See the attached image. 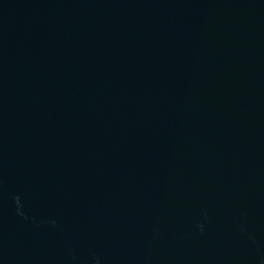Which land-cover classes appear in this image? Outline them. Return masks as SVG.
Wrapping results in <instances>:
<instances>
[{
  "label": "water",
  "instance_id": "95a60500",
  "mask_svg": "<svg viewBox=\"0 0 264 264\" xmlns=\"http://www.w3.org/2000/svg\"><path fill=\"white\" fill-rule=\"evenodd\" d=\"M0 264H264V0H0Z\"/></svg>",
  "mask_w": 264,
  "mask_h": 264
}]
</instances>
